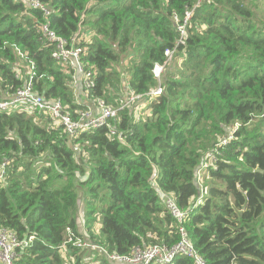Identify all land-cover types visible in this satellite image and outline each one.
Returning a JSON list of instances; mask_svg holds the SVG:
<instances>
[{
	"label": "trees",
	"instance_id": "trees-1",
	"mask_svg": "<svg viewBox=\"0 0 264 264\" xmlns=\"http://www.w3.org/2000/svg\"><path fill=\"white\" fill-rule=\"evenodd\" d=\"M40 1L48 17L22 0H0V99L30 83L73 121L99 114L97 102L116 113L69 138L36 109L0 111V165L8 161L0 228L21 242L33 237L14 264H119L107 256L173 247L180 230L204 264H264L261 1ZM187 11L185 44L165 66L161 94L151 96L159 85L152 69L179 39L172 15ZM47 25L83 50L92 85L81 100L74 69L51 57ZM131 96L139 103L119 109ZM164 197L185 214L181 223ZM78 224L100 250L74 245L85 242ZM172 264L195 261L177 256Z\"/></svg>",
	"mask_w": 264,
	"mask_h": 264
},
{
	"label": "built area",
	"instance_id": "built-area-1",
	"mask_svg": "<svg viewBox=\"0 0 264 264\" xmlns=\"http://www.w3.org/2000/svg\"><path fill=\"white\" fill-rule=\"evenodd\" d=\"M22 1L28 4L31 8L38 9L40 12H42L44 18L50 15L49 11L40 0ZM200 2L201 0H198L197 5L200 4ZM191 14L192 11H187L181 19L176 14L172 15V19L176 24V28L179 33V39L176 41L175 48L172 47L171 49L165 50V60L163 63L154 65L152 69V75L159 85L156 89L151 91L149 95L156 96L161 94L162 89L160 87V82L164 76L163 74L165 71V65L167 67L170 65L176 48L185 44L186 27L190 21ZM43 34L44 39L54 45L55 49L51 54V57L60 66L64 67L68 65L74 69V76L72 75L73 87L76 90L79 87H84L85 89L90 88L92 85V83L89 81L91 74L84 72L80 64V57L83 53L82 48L74 47L73 45L70 48L67 47V42L58 38L54 32L49 29L48 25L43 27ZM29 68L30 70L33 69L32 63H30ZM22 69L23 67L15 66L12 68V71L17 77H19ZM133 101H138L139 103V97H129L127 103L119 109L124 108ZM97 103L101 108V112L99 114H95L94 116L91 112L82 113L79 120L73 121L70 119L69 115L64 113L62 106L58 101L47 102L43 100L41 96L36 95L32 91L30 83H27L24 88L19 89L15 94L9 96L8 98L0 99V111H14L21 106L25 107L26 109H36L39 112L45 113L52 125L61 126L64 132L70 138L81 131H88L92 128L102 126L106 118L115 116L116 109L103 106L100 102ZM225 143V141H222V144ZM209 157L211 156L209 155ZM7 164L8 161L3 160L2 164L0 165V180L4 176L5 167ZM205 166L206 163L204 164V167ZM162 202L166 204L170 214L176 219V221L181 223L185 218V214L180 211L169 198L164 197ZM68 232L71 233L70 230H68ZM180 233L181 241L170 248L156 245L144 249L135 248L132 253L127 256L108 255L107 257L111 261L125 264H172L177 256H183L192 258L195 261V264H204V262L188 245V241L186 240L182 230H180ZM32 239L33 237L31 236L24 242L18 241L11 232L0 228V264H14V261L18 255V249L26 246ZM74 245L83 249L97 248L100 250V248L93 247L91 244L82 242L81 240H76Z\"/></svg>",
	"mask_w": 264,
	"mask_h": 264
},
{
	"label": "rangeland",
	"instance_id": "rangeland-1",
	"mask_svg": "<svg viewBox=\"0 0 264 264\" xmlns=\"http://www.w3.org/2000/svg\"><path fill=\"white\" fill-rule=\"evenodd\" d=\"M261 2L258 4L257 9H256V13H260L261 10H264V0H260ZM250 5L249 0H247V5ZM199 181H202V175H199ZM83 209V208H82ZM82 221H83V213H82ZM82 256V255H81ZM83 262L86 263L87 261H89L88 259V255L83 257Z\"/></svg>",
	"mask_w": 264,
	"mask_h": 264
},
{
	"label": "crops",
	"instance_id": "crops-1",
	"mask_svg": "<svg viewBox=\"0 0 264 264\" xmlns=\"http://www.w3.org/2000/svg\"><path fill=\"white\" fill-rule=\"evenodd\" d=\"M88 32H85L84 33V35L83 36H85V38L86 37H88ZM86 39H88V38H86ZM83 89H81V87H79L77 90H76V93L78 94V98H79V96H80V94H81V92L80 91H82ZM82 98H81V96H80V99L79 100H81ZM91 108H94V105L92 104L91 105ZM78 228H79V231H80V233L83 235V237H84V229H83V226H82V224L80 225V224H78ZM85 239H87L86 237H84Z\"/></svg>",
	"mask_w": 264,
	"mask_h": 264
},
{
	"label": "water",
	"instance_id": "water-1",
	"mask_svg": "<svg viewBox=\"0 0 264 264\" xmlns=\"http://www.w3.org/2000/svg\"><path fill=\"white\" fill-rule=\"evenodd\" d=\"M82 213H83V210H82V207H81L80 212H79V217H78V219L80 218V220L82 218ZM119 264H125V263H119Z\"/></svg>",
	"mask_w": 264,
	"mask_h": 264
},
{
	"label": "bare ground",
	"instance_id": "bare-ground-1",
	"mask_svg": "<svg viewBox=\"0 0 264 264\" xmlns=\"http://www.w3.org/2000/svg\"><path fill=\"white\" fill-rule=\"evenodd\" d=\"M175 46H176V43H175ZM175 46L173 47V48H175ZM165 60V59H164ZM162 64V63H161ZM166 66V65H165ZM156 246V245H155ZM161 246H163V245H161ZM166 247V246H165Z\"/></svg>",
	"mask_w": 264,
	"mask_h": 264
},
{
	"label": "clouds",
	"instance_id": "clouds-1",
	"mask_svg": "<svg viewBox=\"0 0 264 264\" xmlns=\"http://www.w3.org/2000/svg\"><path fill=\"white\" fill-rule=\"evenodd\" d=\"M87 241H88V240H87V239H85V242H86V243H87ZM82 249H83V248H82ZM86 249H87V248H86Z\"/></svg>",
	"mask_w": 264,
	"mask_h": 264
}]
</instances>
